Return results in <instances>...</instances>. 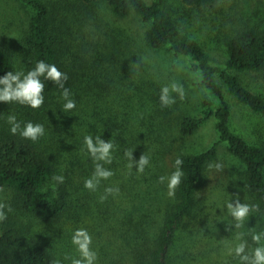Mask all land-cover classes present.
Returning <instances> with one entry per match:
<instances>
[{
  "label": "trees",
  "instance_id": "1",
  "mask_svg": "<svg viewBox=\"0 0 264 264\" xmlns=\"http://www.w3.org/2000/svg\"><path fill=\"white\" fill-rule=\"evenodd\" d=\"M17 1L32 11L26 41L18 48L22 60H17L15 52L0 43V77L7 71L26 73L40 60L55 64L68 76L65 87L76 107L65 112L62 90L43 77L42 107L32 109L0 102V187L13 191L12 210L0 225V264H51L54 259L71 264L64 257L76 250L71 240L79 228L87 229L92 236V246L98 250L96 264H197L192 249L193 229L202 218L198 214L199 193L207 181L209 164L218 158L220 145L241 164L238 176L246 200L259 206L258 211L250 213L252 222L245 238L249 249L257 247L251 235L264 232V144L249 141L231 129L227 97L264 117L263 96L249 89L238 76V73L264 72V28L242 23L233 29L223 43L225 59L216 63L180 23L181 18L168 13L167 0H102L116 18L132 15L137 18L151 56L153 52H165L176 61L184 59L186 68L196 75L197 84L204 91L197 116L186 112L175 115V107L161 106L159 81L144 74L141 84L134 86L144 96L143 101L139 100L135 114L125 120L131 124L130 134L123 136L122 143L113 142L117 147L112 151L120 156V161L105 164L114 175L118 174V167L125 171L129 207L120 211L116 222H109L101 213L97 217L98 210L88 202L94 191L86 189L84 182L93 175L94 161L84 137L89 131L86 127L95 128L100 121L101 112L97 108L105 100V92L114 91L120 85L118 80L124 77L119 73L122 71L124 75L130 67L129 61L121 59L125 51L95 13L101 0H78L65 8L64 13L58 5L44 0ZM218 2L182 0L184 10L192 8V18L214 9ZM124 50L128 51L129 46ZM133 74L139 76L136 71ZM145 106L148 109L143 117L139 112ZM9 115H15L22 127L29 121L42 124L44 135L35 142L18 133L13 135L7 122ZM175 120L174 129L182 139L194 135L210 121L217 138L208 148L196 152L179 150L174 141L165 145L161 136L175 138L170 126ZM157 141L164 146L161 148ZM130 150L136 161L142 154L150 162H165L171 156L183 160L184 175L174 197L165 198L162 193L158 199L159 187L151 197L142 196V187L136 188L135 182L146 180V167L142 174L135 165L128 168L129 160L124 153ZM53 176H63V183L53 180ZM96 206L99 209L100 205ZM30 217L49 226L37 230L32 222L23 221ZM98 226H104L109 237L103 236ZM45 229H49L47 235L43 234ZM103 237L104 244L99 246ZM261 244L264 245V240ZM77 253L68 257H78ZM237 259L231 256L228 264H239Z\"/></svg>",
  "mask_w": 264,
  "mask_h": 264
},
{
  "label": "rangeland",
  "instance_id": "2",
  "mask_svg": "<svg viewBox=\"0 0 264 264\" xmlns=\"http://www.w3.org/2000/svg\"><path fill=\"white\" fill-rule=\"evenodd\" d=\"M44 1L50 5H58L57 8L63 10L62 13H64L65 8H69L78 0ZM98 5L95 13L101 19L102 24H107L110 32H113L120 41L121 48L125 51V57L121 59L124 62L129 61L130 67L124 75L122 71L119 73V75L124 76L121 80H118L120 85H117L114 91L105 92V100L100 101V107L97 108V111L101 112L100 121L94 125L95 128L87 126L86 128L89 131L85 135H92L95 138L94 135L96 134L95 136H100L105 142L110 140L112 143L114 141L122 143L123 136L129 135L131 132V124L125 122V120L129 115L132 114L133 116L135 114L139 100L144 98L134 88V86L141 84L140 79L144 74H148L155 81H159L161 88L173 82L182 84L186 93L185 99L180 100L173 93L176 98V103L172 105V107H175V115L178 112H186L192 116H197L202 109L204 91L202 86L197 84L196 75L186 68L185 60L178 59L176 61V58L165 52H153L151 56L143 42V26L134 15L119 19L112 14L104 1L101 0ZM165 7L172 17L181 18L180 23L187 27L188 32L201 42L206 52L216 63L224 61L223 43L226 36L233 29L242 25V23L264 28V0H219L214 9L206 10L203 14L197 13V16H194L195 18L191 16L192 8L190 10L183 9L182 0H167ZM31 14V9L17 0H0V43L13 50L19 61L22 58L18 48L24 45L26 41L28 21ZM127 45L129 46L128 51L124 50ZM133 57L138 58L137 61ZM139 59L142 62L137 68L135 63H138ZM174 62L176 64L172 66ZM133 71H136L139 76L134 75ZM238 76L249 89L264 98V72L238 73ZM227 100L231 107V129L249 141L264 144V117L254 113L246 106L238 104L229 96ZM145 109L147 110L148 107L141 108L140 116L146 117ZM175 123H177L176 120L170 125L172 126L171 130L173 129V132H175L173 140L171 135L162 134L161 136L165 141V145H169L171 141H174L177 144V149L196 152L208 148L217 138L212 121L201 126L194 135L185 139L180 138L178 131H175ZM167 130L169 132L168 125ZM159 145L161 148L164 146L160 143ZM119 161L120 156H115L112 151V162L115 164ZM216 163L222 164L223 168L217 170L213 166L209 169L204 189L199 193L200 202H198V207L200 210L198 214L202 218L196 229H193L195 245L192 249L193 258L197 264H228L232 256L228 255L229 248H234L239 242L236 239L238 234L243 233L244 239L246 236L248 237L249 223L252 222L249 215L243 225L236 228V222L226 207L227 203L234 199V194L237 192L241 202L250 205V201L246 200V194L243 192L238 176V173L242 170L240 162L228 153L224 145H220L218 158L212 164L215 165ZM175 170L174 156H171L165 162L149 161L146 172H144L146 180L135 182V186L136 188L142 187V196L146 199L154 195V191L158 187V191H161L156 193L158 199H160L162 193L165 194L166 198L168 196L167 179L164 183H160L159 177H168ZM123 174H126L125 171L118 167V174L115 172V175L110 179L101 180L97 189L90 195L88 202L89 205H93L98 210L96 212L97 217L103 215L107 221L110 222L111 220L113 222L120 215L121 210L129 207L128 196L125 192L126 177L125 175L123 177ZM108 187H118L119 193L117 195H107V199L101 201V197L105 195V189ZM12 197L13 191L10 187H0V202L10 206ZM83 203L86 204V202ZM96 203L100 205L99 209ZM7 210V208L4 209L6 215L9 212ZM103 211L104 213H102ZM23 221L32 222L37 230L39 227L49 226V224H40L41 222L37 218H23ZM96 221L99 225V219L96 218ZM2 222L0 221V225ZM48 230L45 229L43 234L47 235ZM98 230L103 236L109 237L110 233L104 226H98ZM104 241V237L101 238L99 246L103 245ZM93 250L98 251L94 248ZM75 251L74 249L72 252H68L66 256H71ZM237 260L239 261V259Z\"/></svg>",
  "mask_w": 264,
  "mask_h": 264
},
{
  "label": "clouds",
  "instance_id": "3",
  "mask_svg": "<svg viewBox=\"0 0 264 264\" xmlns=\"http://www.w3.org/2000/svg\"><path fill=\"white\" fill-rule=\"evenodd\" d=\"M141 62L142 60L139 59V62L135 63L137 68H139ZM41 77L54 82L62 90L61 96L65 101L63 104V110L65 112L76 107L75 101L71 98L70 90L65 87V82L68 80L67 74L60 71L55 64H49L43 60L38 61L35 67L26 73L24 71H7L4 76L0 77V102L7 104L18 103L32 109L42 107L44 104L43 93L45 85ZM173 93L180 100L185 99L186 93L183 85L178 82H173L170 85L163 86L160 90L159 100L162 107H170L176 103V98L173 96ZM7 122L10 125V132L13 135L18 133L21 137L33 142L42 137L45 132L42 124H34L30 121L26 122L22 127L15 115H9ZM84 144L94 161L93 175L85 180L84 187L90 191H95L101 180H108L114 175L111 170L104 167V164L112 163V150L114 145L110 140L105 142L100 136L93 138L92 135L84 137ZM124 155L129 160L128 168L132 169L135 165L138 173L142 174L145 167L149 164V157L145 154H142L138 161L133 159V150L125 151ZM182 164L183 160L178 157L175 160L176 170L168 177H159L160 183H164L167 179V194L169 197L175 196V190L181 184V179L184 175L181 170ZM213 166L217 170L223 168V165L220 163H216L215 165L209 164V168ZM52 179L59 183H63L64 181L63 176H53ZM118 193V187H108L105 189V195L101 197V201L107 199V195H117ZM226 207L236 222V228H240L243 225L251 212L259 210L258 205L242 203L239 199L238 192L234 194V199L228 202ZM5 208L9 212L12 210L9 205L0 202V221L7 219L6 212L4 211ZM236 239L239 242L234 248H229L228 255L238 258L239 264H264V245L261 244V241L264 240V232L253 233L251 235L253 243L257 245V247L251 250H249L248 242L244 239L243 233L238 234ZM71 242L75 246L79 256H65L64 259H70L71 264H96L98 254L92 248V236L87 229H76L72 235ZM51 264H61V260L54 259Z\"/></svg>",
  "mask_w": 264,
  "mask_h": 264
}]
</instances>
